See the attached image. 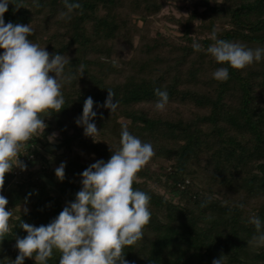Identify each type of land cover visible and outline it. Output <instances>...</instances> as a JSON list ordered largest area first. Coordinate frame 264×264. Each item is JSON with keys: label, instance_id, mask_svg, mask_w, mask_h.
I'll return each instance as SVG.
<instances>
[{"label": "trees", "instance_id": "trees-1", "mask_svg": "<svg viewBox=\"0 0 264 264\" xmlns=\"http://www.w3.org/2000/svg\"><path fill=\"white\" fill-rule=\"evenodd\" d=\"M69 2L82 5L70 20L60 18L64 0H12L3 16L5 24H30L29 39L67 56L65 74L75 78L62 88L63 108L42 116L47 127L21 152L33 155L23 159L27 175L17 182L5 175L0 195L13 216L12 231L0 240V264L19 255L16 241L27 236L22 222L46 226L75 201L81 173L111 158L124 128L155 151L133 185L151 197V221L143 238L124 248L128 264H212L222 256V264H264V246L255 244L259 233L249 222L255 214L264 224V58L235 70L206 51L213 33L264 48V0ZM171 2H183L188 12L161 15ZM158 17L177 34L152 31ZM193 41L205 51H194ZM220 67H229L225 82L213 78ZM157 88L168 93L163 111L155 108ZM109 90L118 102L113 112L103 106ZM88 97L97 114L90 121L94 138L76 123ZM37 161L43 164L35 168ZM61 163L62 181L55 175ZM60 256L54 249L47 264H59Z\"/></svg>", "mask_w": 264, "mask_h": 264}, {"label": "clouds", "instance_id": "clouds-1", "mask_svg": "<svg viewBox=\"0 0 264 264\" xmlns=\"http://www.w3.org/2000/svg\"><path fill=\"white\" fill-rule=\"evenodd\" d=\"M12 0H0V191L3 190L5 175L19 167L26 170L19 157L28 141L41 136L47 125L42 116L60 112L65 103L62 93L64 84L75 78L65 74L70 63L67 56L50 54L38 43L29 39L34 29L29 25L5 24L4 14ZM37 6H39L37 4ZM19 7V6H17ZM67 11L60 18L71 19V13L82 9L79 2L64 0ZM207 49L218 64H227L235 70H243L264 58V48H246L244 45L217 39ZM196 52L205 51L193 41ZM229 67H220L213 73L219 82L229 79ZM80 66V76L84 73ZM54 73L55 75H50ZM159 98L157 111H163L169 102L168 93L155 89ZM114 93L109 90L104 107L116 110ZM94 101L88 97L83 105L82 116L77 118L78 126L84 127L86 136L95 137L97 127L90 121L96 117ZM52 139L51 137L49 138ZM121 147L113 151L105 162L98 160L82 175V189L76 199L66 206L52 222L39 227L21 223L27 236L16 241L19 255L12 264H24L34 259L36 264H47L53 250L61 253L59 264H128L124 248L132 246L144 236V228L151 221V197L135 189L138 173L150 162L155 151L150 143L142 142L127 128L122 129ZM65 164L55 170L59 180L65 177ZM8 200L0 195V240L12 231L10 220L12 210H6ZM243 207V205H241ZM27 213V209H24ZM249 222L255 226L258 236L253 238L257 246H264V224L253 214ZM223 256L212 264H222Z\"/></svg>", "mask_w": 264, "mask_h": 264}, {"label": "rangeland", "instance_id": "rangeland-1", "mask_svg": "<svg viewBox=\"0 0 264 264\" xmlns=\"http://www.w3.org/2000/svg\"><path fill=\"white\" fill-rule=\"evenodd\" d=\"M178 6L181 7V10L177 9ZM188 9H189V7L186 6L183 2H177V3H172L171 2V3H168L166 5V7L162 10L161 15L162 14H172V15L177 17L180 14H186L188 12ZM150 28H151L152 31L158 30V31H162L164 33H171V34H175L176 33L177 34L176 29L172 28L171 24L168 21H166V20H164V19H162L160 17L154 19V21L150 25ZM50 137L52 138L51 140L49 139ZM49 138L48 139H49V142L51 144L49 146V148L52 149V148H54V143L56 142V133H54L53 135L49 136ZM42 164L43 163H40V162L37 161L35 163V168L40 167ZM51 165H52L53 168L56 167L53 164H51Z\"/></svg>", "mask_w": 264, "mask_h": 264}, {"label": "built area", "instance_id": "built-area-1", "mask_svg": "<svg viewBox=\"0 0 264 264\" xmlns=\"http://www.w3.org/2000/svg\"><path fill=\"white\" fill-rule=\"evenodd\" d=\"M24 155L25 156H23V157H21V156L19 157L20 161L23 164H24V162H23L24 157L25 158L28 157V159L33 157L32 154H26L25 153ZM9 173L11 175V181L17 182L20 179V177L27 175V168H26V170H21V168H19V167H14L13 170L11 172H9Z\"/></svg>", "mask_w": 264, "mask_h": 264}]
</instances>
